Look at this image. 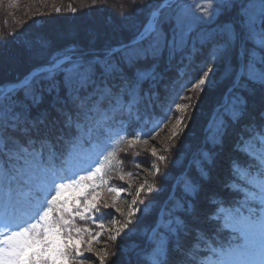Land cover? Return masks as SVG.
<instances>
[{"label": "snow or ice", "instance_id": "6c2138e0", "mask_svg": "<svg viewBox=\"0 0 264 264\" xmlns=\"http://www.w3.org/2000/svg\"><path fill=\"white\" fill-rule=\"evenodd\" d=\"M136 2L130 0L133 8ZM173 4L174 0H161L153 8L148 3L146 6L152 9L148 21L128 43L101 51L73 43L51 51L47 62L23 80L0 85V194L12 209L0 217V264H89L92 257L98 258V264H105L109 257L124 253L119 245L116 252L95 247L105 230V216L112 215V223L117 225L114 234L113 229H107V241L115 243L140 230L143 213L134 225L136 212L142 211L135 206L144 204L142 193L151 195L163 190L156 187L155 177L162 174L159 163L170 157L152 145L150 156L156 163L145 168L136 159L140 152L135 151L131 162L153 176V182L145 179L139 185L126 212L116 200L128 189L110 185L106 177L111 171L118 172L120 181L126 176L139 177V171L123 170L124 160L118 153L127 156V149L135 150L140 141L148 145L152 132L173 118L171 137H178L179 129L186 127L187 110L192 107L180 101L192 97L176 92L164 117L148 132L141 129L129 134L126 127L114 128L110 121L125 113L129 120L134 114L141 119L138 106L145 96L143 85L156 79L155 62L165 52L171 57L183 50L197 22L215 21L236 7L234 0H184L175 7ZM163 9L169 11L162 13ZM201 42L212 44L209 62L201 68L202 75L193 77L182 89L190 86L191 91H203L215 72L212 65L226 62L231 82L227 100L209 121L206 140L222 146L230 125L244 121L234 150L247 155L250 163L242 165L233 160L232 168L234 174L243 171L246 187L226 220L240 243L212 247L214 241L199 229L203 209L196 198L203 181L210 179L211 162L208 153H202L190 162L198 173L195 178L188 172L181 173L167 197L152 202L156 218L145 227L146 246L130 251L136 252L140 264H264V0L241 5L237 21L218 25L203 34ZM50 47L47 41L39 42L41 51ZM233 54L235 64L229 63ZM148 60L154 63L145 64ZM151 92L149 88V96ZM45 94L53 98L56 115L52 119L47 113L33 118L31 109L43 101ZM85 135L90 145L95 139L97 151L94 157L81 159L78 168L70 167L73 152L84 151ZM64 143L70 147L61 151ZM256 144L258 149H254ZM117 165L121 167L117 169ZM102 186L113 194L112 204L102 200ZM109 208L112 213L101 211ZM115 214L123 216V221ZM77 219L91 221L100 231L78 225ZM205 251L207 255L202 254Z\"/></svg>", "mask_w": 264, "mask_h": 264}, {"label": "trees", "instance_id": "16d2710c", "mask_svg": "<svg viewBox=\"0 0 264 264\" xmlns=\"http://www.w3.org/2000/svg\"><path fill=\"white\" fill-rule=\"evenodd\" d=\"M8 1L9 0H0V3H1L0 4L1 6L0 7V13H1L0 21L1 23H4V25L7 23V20H9V18L5 15V13L9 12L8 10L5 9V6H7L6 3ZM51 1L57 2V0H51ZM73 1L74 0L70 1L72 5L74 4ZM74 2H76V0ZM78 2L80 3L81 7H78V8L75 7L76 11H78L77 9L80 10L77 17L75 18L71 16L69 17V15H67L64 12V10L67 9L65 5L57 3V6L60 5L58 7L60 8V11L55 12V14L53 13V16H49L43 19L44 22L42 23V26L40 28L43 29L45 32L43 30L36 32V29L34 27H31L34 25V23L32 22V20L28 18H27V24L20 25L21 23H19L21 32L24 30L23 28H25L27 25L28 30H32L35 34H41V36L44 39L43 41L49 42L51 46L53 44L55 45L56 42L60 43L62 41L64 45H60L59 48H63L66 44L71 45L75 42H78L79 40H80L79 42H81V39L83 36L77 37L76 40H73V38H75L76 35H78V32L85 30V31H82L83 33L81 32L82 35H84L85 42L87 43L92 42V43L89 44L88 46H86L85 43H79V44L76 43V44L82 48H89L91 46V47H94L96 50L104 49L105 47H110L112 45L131 40L135 36L137 31L143 27L149 13L152 11V9L148 8L146 5L148 3H151L152 7L155 8V6H157L161 2V0H137L135 8L131 6L130 0H128L127 2H125L124 0H97L96 4H93L92 0H78ZM249 2H255L258 4L259 0H238V1L234 0L236 7L230 8L227 11L223 12L217 20L209 24H205V22L197 23L193 27V31L191 33V40L189 41L187 46L183 50H178L171 57L169 56L167 52H165L163 57L159 61L155 62L158 64V67L155 69V72L161 70L165 66V63L167 61H171V67L167 70V72L171 75L169 76L168 81H170L171 77L172 79H174L173 74L175 73V68L172 65L174 64L173 62L175 61V58L179 54H183V52L191 50V45L193 44V42H195L194 44L197 45L198 40H200L196 38L197 35H195V31L201 28H205L207 26H214L217 28L218 25L224 23L225 21H232L233 18H235L234 16L239 17L240 6L247 5ZM32 3L39 4L41 3V0H32ZM103 3L107 4V6L109 7L108 10L110 11V13L106 14L105 15L106 17L102 15L97 16V17L90 16V14L87 12V8H89L87 7V5L91 4L92 6H95L97 8L99 6L98 4H103ZM41 4L44 5V3H41ZM33 8L34 7H31V9H28V11L30 12L31 10L32 12ZM12 24L15 25L14 23ZM4 25H3V28L5 29ZM67 26L69 27L70 30L66 33L64 32V29H68ZM7 28L11 30L13 27L7 25ZM73 29L75 31H73ZM90 34L92 36H90ZM89 36L93 38V41ZM98 36L100 40H94V39H97ZM88 37H89V41H88ZM211 47H212V44L207 43L206 49H204L205 54L196 53V55L193 58V62L191 63V65L194 67L196 66V62H198L201 59H205L204 64L196 66L197 72L199 74H202V72L200 71L201 68L206 67L209 62L208 51H210L209 49H211ZM59 48H56V49H59ZM30 54H33V57L30 58L31 56ZM43 55L44 54L41 50L38 52H31V53L27 52L26 55L24 54L26 58L23 57V55L21 56V58L22 57L25 58L24 61L17 64L15 67L19 65H24L26 64V62H30L31 59H36V58L39 59V57H41V59L43 58V60H47L48 56L46 55L47 56L46 58V56H43ZM144 63L152 64L154 62L152 60H148ZM229 63L235 64V54H233V56L230 58ZM212 66L215 67L214 81L216 80L217 83L215 84V86L211 87L213 88L211 92L216 91L217 95L213 97V99L209 103L208 108H206V110L204 111V114L201 120L202 122L201 123L199 122L200 125L196 127V133L194 134L195 136H193L192 138L190 137V139H188L189 141L186 142L185 145L183 143L186 141V139L179 141L178 139L180 138L177 137L174 139H170L164 149L162 148L161 150V148L158 147L160 149L159 151L160 154H163V155L169 154L170 158L167 162L161 163L160 169H161L162 174L160 176H157V180L155 179L156 187L158 189H163V190L154 192L151 195H145L143 193V195L141 196V198L145 196L146 200H144V203L149 204L152 207V209L155 208V205L152 202L162 201V199L168 193L171 183L174 180V176L177 175L182 169H184L187 158L189 157L193 149L198 147L201 144V138L204 137L203 129L209 118V115L212 109L214 108V106L221 102L222 94L224 90L231 83L227 77V68H226L225 61L223 60L217 61ZM23 69L25 68H22L18 72H12V73L14 75L16 73H17L16 75L24 74L27 69L25 70ZM2 80H6V79H2ZM143 88L144 90L147 89V83L143 85ZM205 90L201 92H196V91H191L190 89H186L184 90L183 95H186V96L189 95L192 97L190 101L188 100V103L190 102V104L192 101L197 102V104H202L206 100L209 99L208 97L209 95L207 94ZM45 97H46V94L44 98ZM161 101H162V98H161ZM150 102H151V97L149 95H146L145 100L140 101L139 106L141 104L147 111V106H149L148 103ZM183 102L184 100L180 101L181 104ZM152 105H153L152 107L153 109L154 108L153 102H152ZM148 110H151V109H148ZM45 113H47L48 116H50V119H52L51 117H55L56 115L55 109L53 108L51 104L49 105V102L47 101H42L39 105L34 106L31 109L32 117L36 115H40V114L42 115ZM190 117L191 116H189V118ZM190 119L192 120L193 118L191 117ZM243 123L244 121H242L240 125H235V126L230 125V127L228 128V132L224 137V143L222 146L220 144H214L210 140H207L206 142L205 149L207 150V152H203V153H208L209 157L211 158V162L208 164V167L210 168V179L207 181H203V188L202 190L199 191V194L196 198L198 200L200 207L203 209V214L201 215V217L205 216V218H207V216H209V214H207L208 208L213 205H216L218 203V200L222 198V196H220L219 190L224 188V183H226V185L227 183L232 185L233 182H236L238 173L234 174L233 168H232V161L233 160H238L239 162L241 161L239 157V153H237V150H234V145L237 142L239 130L242 127ZM171 126H172V121L170 122L166 121L163 127L158 131V133L155 136H153V138L150 139L149 143L151 141L156 142V140H162L163 135L166 134L167 132L166 130H168V128ZM139 146H140L139 144L136 145L137 148H139ZM218 148L219 150H217ZM165 149H170V151H165ZM171 150H174V152ZM135 151L140 152V154L136 156V159L139 160L144 166H146L145 162H147L148 156H149V154H147V151H142V152L140 150H135ZM135 151L132 154L129 153L127 156H125L123 153L122 155L119 153L118 156L124 160V165L130 166L131 168H136L135 165L131 162L132 161L131 158L132 156L135 155ZM171 153H172V156H171ZM180 153L182 155H179ZM245 160L249 162V159L245 158ZM153 161L154 163H156L155 158L153 159ZM172 162L175 164L174 168L168 169V167L170 166ZM191 167H192L191 171L188 172V174L195 178L198 175L197 170L194 166H191ZM163 169H165L164 173L162 172ZM128 170L131 171V169L129 168ZM138 171L140 172L141 170L138 169ZM165 174L167 175V178L164 177V179L162 180V176H164ZM148 181L153 182V178L152 180H148ZM203 204H206V205L211 204V205L207 209H205L203 207ZM138 208L140 209V207ZM155 211L156 210L154 209V211L152 210L151 212L143 214V219L141 221V224L139 225L140 230L136 234L128 233L127 236H125L123 239L118 238L116 242L117 244L115 243L116 244L115 248L117 249V246L119 245L123 247L125 251L134 244L136 246L142 245L146 239L145 227L146 225L151 224L154 221ZM140 212L142 211L137 212V215L135 217L136 220L133 219L134 225L136 224L137 219L141 218L142 216V215H139ZM123 219L124 217H122L121 221H123ZM200 219L198 221L199 229L206 232L207 229L205 228V223L203 220H200ZM129 227L131 228L133 227V225H130ZM116 249H113L111 245V247L109 248V252H113L112 250H116ZM130 253H132V251H130ZM129 255L123 257L122 254H119V257H117L118 259L117 264H125L126 259L129 257ZM93 264H96V263H93Z\"/></svg>", "mask_w": 264, "mask_h": 264}, {"label": "rangeland", "instance_id": "374dc122", "mask_svg": "<svg viewBox=\"0 0 264 264\" xmlns=\"http://www.w3.org/2000/svg\"><path fill=\"white\" fill-rule=\"evenodd\" d=\"M70 1L71 0H61V1L57 0V2H56V1H51V0H41V3H44V5H42L41 3L33 4L32 0H9L6 3L7 6H5V9L8 10L9 12L5 13V15L10 20V22H9V20H7L6 24L9 26H12L13 28L11 30H9L7 28V25L6 24L4 25V23H1V21H0V81L2 79H5V78H10V77H8L10 75V72L20 71L23 68L22 65H19L17 67H15V66L24 61V59L26 58V56H24V54H26L27 52L31 53V52L40 51L39 42L44 40L42 36L38 37L39 34H35L32 30H28V28L25 32H21L19 23H21L20 25L27 24V18H28V19L32 20V22L34 24H39V23L42 24L44 22L43 19H45L49 16H53V13L55 14V12H57L55 9L60 6V5L57 6V3L65 5V7L67 8V9H65V13L67 15H71V13L72 14L78 13L80 11L79 9H77L78 11L73 12V11H71V8L69 7V5H71L72 8H75V7L78 8V7H81L80 3L78 2V0H76V2H74L75 1L74 0L73 1L74 4L72 5ZM124 1L127 2L128 0H124ZM31 7H34L33 11L31 12V10H30V12H29L28 9H31ZM46 12H48V13H46ZM108 12H109V10H108ZM74 18H73V20H74ZM17 21H19V22H17ZM11 22L14 23L15 25H13ZM3 25L5 26V29L3 28ZM35 29H36V32L43 30L40 27H37ZM69 30L70 29L68 27V29H64V32L67 33ZM73 31H75V30L73 29ZM82 31H85V30H82ZM82 31L78 32V35H76V37L73 38V40H76L77 37L83 36L82 39L80 38L81 42H79L80 41L79 40L78 42H75V43H78V44L79 43H85V45L88 46L92 42L91 43L85 42L84 35H82V33H83ZM90 36H92V35L90 34ZM89 37H88V41H89ZM91 39L93 41V38H91ZM94 40H100L99 36L97 37V39H94ZM62 43H63L62 41L60 43L56 42L55 45L59 44V46H56L54 49H52L53 48L52 46L54 45L53 44L47 51H42L44 54L43 56H46V55L48 56L49 53L51 52V50L52 51L56 50V48L60 47V44H62ZM22 55L25 58H23V57L21 58ZM30 55H31L30 58L33 57V54H30ZM47 56H46V58H47ZM23 70H25V69H23ZM210 80H211V83H208L203 89V90L206 89L205 91L209 95L208 96L209 99L206 100L202 104H197V102L192 101L191 102L192 107H190L187 110V116L185 117V121H184V123L186 124V127L179 129L180 135L178 136V138H180V139H178V140L181 141V140L186 139V141L183 143L184 145L186 144V142L189 141L188 139H190V137L192 138L193 136H195L194 134L196 133V127L199 126L200 123L202 122L201 120H202L204 111L206 110V108H208L209 103L211 102L213 97L217 95L216 91L211 92V90L213 89L211 87L215 86V84L217 83L216 80L214 81V73L210 75ZM185 103H188V100H184V102L182 104H185ZM189 104H190V102H189ZM189 116H191L193 119L191 120L190 119L191 117L189 118ZM171 121H172V126L169 127L168 130H166L167 132H166V134L163 135L162 140H156V142L151 141L148 145H145L144 143L140 144V146L142 145L141 148L148 149L147 154H149V156H148L147 162H145L146 163V166H144L145 168H148L150 163H154V161H153L154 158L150 156V147L152 145H155L157 147L158 152H159L160 149L158 147H160L161 150H162V148L164 149L165 146L167 145L168 141L170 139H173L171 137V133H172L173 127L175 125V119L173 118V120H171ZM93 149L94 150L91 151L90 153H87L84 149H83L84 150L83 152L74 151L72 156L69 157V161H68L69 166L78 168L80 166V160L81 159L86 158V156H93L94 157V153L97 151L96 146H94ZM171 151L174 152V150H171ZM172 153H171V156H172ZM179 155H182V154L180 153ZM166 156L170 157L169 154H167ZM161 163L162 162L159 163V167H160ZM174 166H175V164L172 162L170 164V166L168 167V169L174 168ZM140 172L141 173H140L139 177H136V178H133L130 180L129 189L125 193V195L122 197V200L116 201L117 206L124 209L125 212L128 210L129 205L131 203V200L133 198H135V192H136V189L139 187V185L141 183H144L145 179L152 180V178H153V176L148 175L147 173L143 172L142 170ZM155 179L157 180V177ZM148 182L152 183L151 181H148ZM142 195H143V193L141 194V196ZM138 206H139V204H137L135 207H138ZM5 214H6V211L4 210L3 215H5ZM136 215H137V212H136ZM122 217L123 216L116 214L115 218L118 220H122ZM135 217L133 219L136 220ZM116 228H117V225L110 222L108 224L107 229H113L112 234H114V230ZM107 229H106V231H107ZM108 235H109V233L107 231L103 235V240L100 243L96 244L95 247L101 248V249L108 247L107 249L109 251V248L112 245V248L116 249L115 247H116L117 241L115 242L116 244L112 243L110 241H107ZM105 241H107V243H105ZM112 251L116 252V250H112ZM90 255L91 254H89V256ZM116 256L119 257V254L117 253ZM93 258H94V263L98 264V258H96V257H93ZM111 260H112V256L109 257L108 260H106L105 264H117L118 259L115 262H113Z\"/></svg>", "mask_w": 264, "mask_h": 264}, {"label": "bare ground", "instance_id": "6f19581e", "mask_svg": "<svg viewBox=\"0 0 264 264\" xmlns=\"http://www.w3.org/2000/svg\"><path fill=\"white\" fill-rule=\"evenodd\" d=\"M99 6L96 8L95 6H92L91 4H88L87 5V7H89V8H87V12L90 14V16H93V17H97V16H100V15H102V16H105L107 13L109 14L110 13V11L108 12V9H109V7L107 6V4H105V3H103V4H98ZM86 7V6H85ZM84 8V7H83ZM64 12H65V10H64ZM78 14H79V12L78 13H76V14H72L71 13V15H69V17L71 16V17H77L78 16ZM106 17V16H105ZM113 20V19H112ZM42 26V24H34L33 26H31V27H34V28H37V27H41ZM27 30V25H26V27L24 28V30L22 31V32H25ZM41 36V34H39L38 35V37H40ZM60 45H64V43H62V44H60ZM56 46H59V44H56V45H54L53 46V48H55ZM65 46H67V44L65 45ZM64 46V47H65ZM59 48V47H58ZM26 55V54H25ZM37 55V54H36ZM30 60V59H29ZM44 62H47V60H43V58L41 59V57H39V59L38 58H36V59H31L30 60V62H26V64H24V65H22V67L23 68H25V69H27L26 71H25V73L24 74H19V75H14L12 72H10V75L8 76V77H10V78H5L7 81H11V82H17V81H19V80H23V78H25L33 69H34V67L35 66H37V65H39V64H42V63H44ZM120 254V253H119ZM117 260V256H112V260L111 261H113V262H115ZM118 262V261H117Z\"/></svg>", "mask_w": 264, "mask_h": 264}]
</instances>
